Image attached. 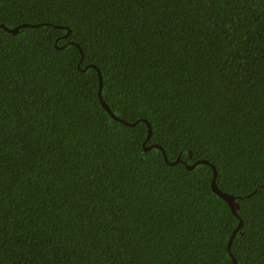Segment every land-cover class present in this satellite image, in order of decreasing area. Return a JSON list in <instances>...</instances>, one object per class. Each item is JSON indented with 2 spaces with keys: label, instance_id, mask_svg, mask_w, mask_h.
<instances>
[{
  "label": "trees",
  "instance_id": "1",
  "mask_svg": "<svg viewBox=\"0 0 264 264\" xmlns=\"http://www.w3.org/2000/svg\"><path fill=\"white\" fill-rule=\"evenodd\" d=\"M25 23L0 25V264H264V0H0Z\"/></svg>",
  "mask_w": 264,
  "mask_h": 264
},
{
  "label": "water",
  "instance_id": "2",
  "mask_svg": "<svg viewBox=\"0 0 264 264\" xmlns=\"http://www.w3.org/2000/svg\"><path fill=\"white\" fill-rule=\"evenodd\" d=\"M0 25H2V26H4L6 29H8L9 31H11V32H18L19 31V29L21 28V27H24V26H32L33 24H27V23H25V24H22V25H20V26H17V27H14V28H9V27H7V26H5V25H3V24H0ZM82 59H83V57H82ZM92 67H95L96 69H98L95 65H91ZM98 73H99V78H100V89H99V98H100V101H101V103H102V105L105 107V109L113 116V117H115V118H117V119H119V120H122V119H120L118 116H116L112 111H111V109H110V107L108 106V104L105 102V100L104 99H101V92H102V87H101V85L103 84V78H102V73H101V71L98 69ZM122 121H124V120H122ZM126 123H129L130 125H134V124H136V122H133V123H131V122H127V121H125ZM147 124H148V135H147V139H146V141L147 140H149L150 138L149 137H151V134H152V126H151V124L149 123V122H147ZM152 147H158L159 149H161L162 150V152H163V154H164V157H165V159H166V161L168 162V163H170V164H175V163H177L178 161H180V157H178L176 160H174V161H170L169 159H168V156H167V154H166V156H165V149L161 146V145H159V144H152V145H148V146H145V148L146 149H149V148H152ZM200 163H205V164H209V165H211L212 166V168H213V177H212V188H213V190L218 194V195H220L221 197H223L228 203H229V205H230V207L232 208V210H233V212L236 214V215H238V213H237V210H238V208H239V205H238V203L236 202V197L234 196V195H232V194H230V193H226V192H224V191H222V190H220L219 189V187H218V185H217V182H216V177H217V174H218V172H217V168H216V166L214 165V163H212V162H210V161H208V160H206V159H199V160H197V164L196 165H198V164H200ZM187 167L189 168V169H193L194 167L192 166V164H187ZM242 223H243V221H242V219L240 220V222H239V224H238V226L236 227V229L233 231V234L231 235V237H230V239H229V243H228V248L230 249L231 248V244H232V241H233V238H234V236H235V234L238 232V230L240 229V227L242 226ZM234 264H237V260L234 258Z\"/></svg>",
  "mask_w": 264,
  "mask_h": 264
},
{
  "label": "snow or ice",
  "instance_id": "3",
  "mask_svg": "<svg viewBox=\"0 0 264 264\" xmlns=\"http://www.w3.org/2000/svg\"><path fill=\"white\" fill-rule=\"evenodd\" d=\"M69 35H71V33H69ZM66 39H67V37H66ZM85 71H87L86 68H85ZM101 87L103 88V84L101 85ZM103 95H104V92L102 91V92H101V99H103ZM149 138H150V137H149ZM156 143L159 144V141H157ZM165 156H166V153H165ZM184 163L187 164L188 161L186 160V161H184ZM196 164H197V161L193 160V161H192V166L195 167Z\"/></svg>",
  "mask_w": 264,
  "mask_h": 264
}]
</instances>
